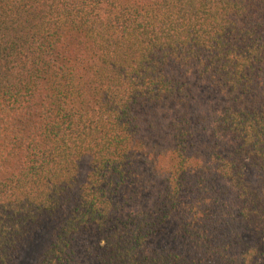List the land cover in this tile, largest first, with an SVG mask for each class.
<instances>
[{
	"label": "trees",
	"instance_id": "obj_1",
	"mask_svg": "<svg viewBox=\"0 0 264 264\" xmlns=\"http://www.w3.org/2000/svg\"><path fill=\"white\" fill-rule=\"evenodd\" d=\"M43 225L36 264H264V0H0V264Z\"/></svg>",
	"mask_w": 264,
	"mask_h": 264
},
{
	"label": "rangeland",
	"instance_id": "obj_2",
	"mask_svg": "<svg viewBox=\"0 0 264 264\" xmlns=\"http://www.w3.org/2000/svg\"><path fill=\"white\" fill-rule=\"evenodd\" d=\"M88 159L84 158L81 163L82 175H85L87 169ZM254 173L251 172L253 177ZM50 239V227L43 225L37 228L20 247L14 264H36L40 258L42 251L48 244Z\"/></svg>",
	"mask_w": 264,
	"mask_h": 264
}]
</instances>
